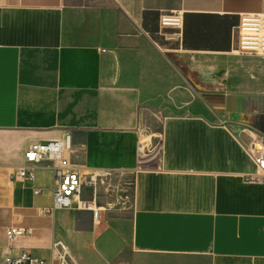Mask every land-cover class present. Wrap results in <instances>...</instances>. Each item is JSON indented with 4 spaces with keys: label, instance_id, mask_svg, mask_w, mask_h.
<instances>
[{
    "label": "crops",
    "instance_id": "0c3cea01",
    "mask_svg": "<svg viewBox=\"0 0 264 264\" xmlns=\"http://www.w3.org/2000/svg\"><path fill=\"white\" fill-rule=\"evenodd\" d=\"M170 12L180 28L160 25ZM259 13L264 0H0V264L21 250L51 264H264V184L244 180L246 148L264 140V56L234 52L239 17ZM65 133L83 173L130 181L126 208L109 211L95 182L97 219L50 211V162L10 179L31 144ZM143 137L156 139L148 160ZM10 227L32 235L9 244Z\"/></svg>",
    "mask_w": 264,
    "mask_h": 264
},
{
    "label": "built area",
    "instance_id": "2783aa9c",
    "mask_svg": "<svg viewBox=\"0 0 264 264\" xmlns=\"http://www.w3.org/2000/svg\"><path fill=\"white\" fill-rule=\"evenodd\" d=\"M160 25L163 28H180L181 13L170 12L160 16ZM236 46L234 52L239 55L264 56V13L245 14L239 17L235 31ZM140 158L141 142L137 145ZM72 150V141L69 133H65L60 140L43 143H33L25 152L26 165L10 174L12 181H32L37 165L42 162L52 163L53 184L51 187V208L54 210H80L88 211L93 219H97L99 208L97 206L94 185L96 175L99 173H83L75 167L69 158ZM246 152L254 164L255 171L244 176L249 183L264 184V140L251 142ZM141 154H147L142 150ZM143 157V158H144ZM92 188L91 198L83 197V190ZM38 194V191H34ZM32 235L31 228L10 227L5 231V239L9 244L20 238ZM63 248V247H62ZM2 264H51L41 260L30 253L21 250L15 255L4 257Z\"/></svg>",
    "mask_w": 264,
    "mask_h": 264
},
{
    "label": "rangeland",
    "instance_id": "374dc122",
    "mask_svg": "<svg viewBox=\"0 0 264 264\" xmlns=\"http://www.w3.org/2000/svg\"><path fill=\"white\" fill-rule=\"evenodd\" d=\"M142 138L141 144L143 145V149L140 148V158H143L144 156L141 154L142 150L147 154L146 157H144V160H148L151 158L154 154H156V149H153V146L155 144L156 139L149 138L144 139ZM151 150H154L153 152H150ZM150 152V153H149ZM150 156V157H149ZM146 169L151 168V164L144 165ZM95 182H99L101 185L103 191V204H108L110 209L109 211L113 210L116 207H122L126 208L129 204V197H130V181L122 176V175H109V174H97ZM127 258L130 260V255Z\"/></svg>",
    "mask_w": 264,
    "mask_h": 264
},
{
    "label": "bare ground",
    "instance_id": "6f19581e",
    "mask_svg": "<svg viewBox=\"0 0 264 264\" xmlns=\"http://www.w3.org/2000/svg\"><path fill=\"white\" fill-rule=\"evenodd\" d=\"M140 152V151H139Z\"/></svg>",
    "mask_w": 264,
    "mask_h": 264
}]
</instances>
